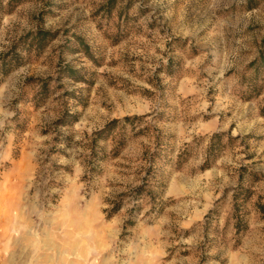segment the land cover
Returning <instances> with one entry per match:
<instances>
[{
  "label": "rangeland",
  "instance_id": "374dc122",
  "mask_svg": "<svg viewBox=\"0 0 264 264\" xmlns=\"http://www.w3.org/2000/svg\"><path fill=\"white\" fill-rule=\"evenodd\" d=\"M3 53L0 264H264V0H0Z\"/></svg>",
  "mask_w": 264,
  "mask_h": 264
},
{
  "label": "trees",
  "instance_id": "16d2710c",
  "mask_svg": "<svg viewBox=\"0 0 264 264\" xmlns=\"http://www.w3.org/2000/svg\"><path fill=\"white\" fill-rule=\"evenodd\" d=\"M46 34H48V32L46 31H38L37 34H35V37L38 38V39H44ZM262 61H264L263 57H261ZM20 64L19 62V56L17 54H8V53H3L0 55V74L1 76H5L6 74H8L12 69H14L16 66H18ZM256 83L254 80L251 81V83L249 84V91H253V89H256ZM253 94L255 95H259L260 94V88L255 90V92L253 91ZM246 99H249V98H246ZM261 113L262 115H264V99H263V104H262V107H261ZM69 117H72L71 120H69L70 122H72L75 118L74 115L72 114H68ZM134 118H141V116H124L122 117L121 119H112L111 121H109L104 127H102L101 129L93 132V134H96L97 137H103V135L101 133L104 132L105 129L109 130V132L113 131L116 126L121 122H130L132 119ZM62 118H60L61 120ZM64 120V119H62ZM62 123H66L65 121L62 122ZM96 141V139H93V143ZM122 141H124V138L123 136H120L118 140H116V144H119L118 148H121L124 143L122 144ZM210 152V151H209ZM178 158H181V155L178 156ZM208 160H209V155L207 156L206 155V158L204 159V163L202 165V168L205 169L207 167H209V164H208ZM144 189V186L143 185H138L137 187H135V192H136V195H142L143 193V190ZM248 195V194H247ZM237 199V195H233V200L236 201ZM119 208V206H116L115 208H113V210L111 212H109L107 214V216H111L112 213L114 211H116L117 209ZM236 217V223H235V229L236 230H239L240 226H239V222H240V219L238 218L237 219V216Z\"/></svg>",
  "mask_w": 264,
  "mask_h": 264
}]
</instances>
